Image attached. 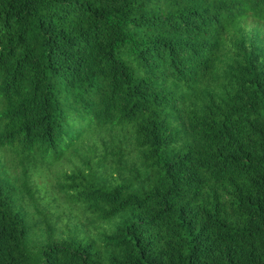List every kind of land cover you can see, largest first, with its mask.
<instances>
[{"label": "trees", "instance_id": "trees-1", "mask_svg": "<svg viewBox=\"0 0 264 264\" xmlns=\"http://www.w3.org/2000/svg\"><path fill=\"white\" fill-rule=\"evenodd\" d=\"M0 264H264V0H0Z\"/></svg>", "mask_w": 264, "mask_h": 264}, {"label": "rangeland", "instance_id": "rangeland-1", "mask_svg": "<svg viewBox=\"0 0 264 264\" xmlns=\"http://www.w3.org/2000/svg\"><path fill=\"white\" fill-rule=\"evenodd\" d=\"M53 163H51V165H52ZM58 167H57V165L56 166H54V170H56Z\"/></svg>", "mask_w": 264, "mask_h": 264}]
</instances>
